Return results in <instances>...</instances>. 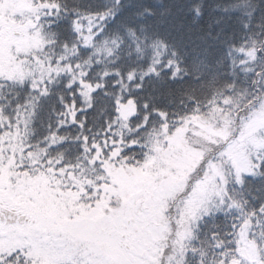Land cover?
Here are the masks:
<instances>
[{"label": "snow or ice", "instance_id": "1", "mask_svg": "<svg viewBox=\"0 0 264 264\" xmlns=\"http://www.w3.org/2000/svg\"><path fill=\"white\" fill-rule=\"evenodd\" d=\"M0 264H264V0H0Z\"/></svg>", "mask_w": 264, "mask_h": 264}]
</instances>
